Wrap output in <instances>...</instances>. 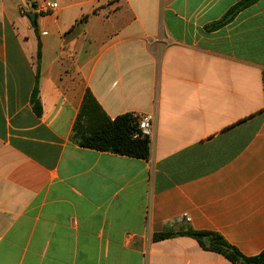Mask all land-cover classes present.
I'll use <instances>...</instances> for the list:
<instances>
[{"label": "crops", "instance_id": "1", "mask_svg": "<svg viewBox=\"0 0 264 264\" xmlns=\"http://www.w3.org/2000/svg\"><path fill=\"white\" fill-rule=\"evenodd\" d=\"M239 1L0 0V264H235L188 229L264 251V0L206 28ZM87 90L153 115L148 159L72 142Z\"/></svg>", "mask_w": 264, "mask_h": 264}, {"label": "trees", "instance_id": "2", "mask_svg": "<svg viewBox=\"0 0 264 264\" xmlns=\"http://www.w3.org/2000/svg\"><path fill=\"white\" fill-rule=\"evenodd\" d=\"M256 0H241L231 7L219 21L212 23L208 30H215L230 22L242 9L250 6ZM31 19V18H30ZM34 30H37L35 19H31ZM37 65L40 59V43L37 49ZM38 69L36 78H38ZM31 104L37 115L41 113L40 102L37 98V89H34ZM137 128L133 114L126 113L110 119L102 110L90 91H86L81 107L73 124L71 140L74 144L88 149L102 152H110L117 155L146 160L149 157V137L133 138ZM180 235L195 239L203 248L223 255L227 260L235 264H262L264 263V251L255 256H245L235 247L228 244L219 234L209 231H195L188 229L180 232ZM171 233H162L154 236V239H164Z\"/></svg>", "mask_w": 264, "mask_h": 264}, {"label": "built area", "instance_id": "3", "mask_svg": "<svg viewBox=\"0 0 264 264\" xmlns=\"http://www.w3.org/2000/svg\"><path fill=\"white\" fill-rule=\"evenodd\" d=\"M43 8L55 9L57 8L56 3L46 2L43 5ZM133 118L137 125V128L134 132L133 138L136 137H149L152 128L153 115L151 114H133Z\"/></svg>", "mask_w": 264, "mask_h": 264}, {"label": "water", "instance_id": "4", "mask_svg": "<svg viewBox=\"0 0 264 264\" xmlns=\"http://www.w3.org/2000/svg\"><path fill=\"white\" fill-rule=\"evenodd\" d=\"M29 17L33 20V19H35V14L32 13V14H30ZM262 264H264V263H262Z\"/></svg>", "mask_w": 264, "mask_h": 264}]
</instances>
